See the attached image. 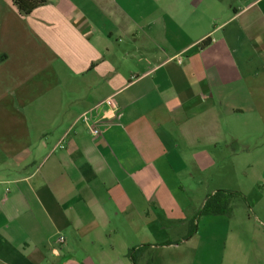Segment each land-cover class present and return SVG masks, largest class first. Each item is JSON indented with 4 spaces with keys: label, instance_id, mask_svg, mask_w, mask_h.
<instances>
[{
    "label": "crops",
    "instance_id": "crops-1",
    "mask_svg": "<svg viewBox=\"0 0 264 264\" xmlns=\"http://www.w3.org/2000/svg\"><path fill=\"white\" fill-rule=\"evenodd\" d=\"M263 134L264 0H0V264L177 248L147 237Z\"/></svg>",
    "mask_w": 264,
    "mask_h": 264
},
{
    "label": "rangeland",
    "instance_id": "rangeland-1",
    "mask_svg": "<svg viewBox=\"0 0 264 264\" xmlns=\"http://www.w3.org/2000/svg\"><path fill=\"white\" fill-rule=\"evenodd\" d=\"M226 144L228 151L225 144H220L219 152L224 153L218 158L216 177L205 184L206 192L236 190L246 200L232 197L229 214L199 215L197 231L189 240L177 248L143 250L140 254L143 258L139 256L136 263L140 259L138 264H264V134L254 138L227 139ZM231 164L233 167L229 171ZM197 206V202L191 204L185 221H175L167 227L166 233L147 238L181 240L187 233L188 216ZM126 253L117 248V264H133Z\"/></svg>",
    "mask_w": 264,
    "mask_h": 264
},
{
    "label": "trees",
    "instance_id": "trees-1",
    "mask_svg": "<svg viewBox=\"0 0 264 264\" xmlns=\"http://www.w3.org/2000/svg\"><path fill=\"white\" fill-rule=\"evenodd\" d=\"M12 4L17 8L19 13L26 15L30 13L35 7L41 5L45 0H11ZM232 197H242L246 200L245 196L236 190L229 189H217L212 193H208L204 199L201 208L194 214V216L188 222L187 233L184 235V239H188L193 236L197 231V218L199 215H220L229 214V200ZM179 241H166L165 244H170ZM149 246L148 244L140 245L136 248L128 249L126 255L136 264L137 258L143 252V250Z\"/></svg>",
    "mask_w": 264,
    "mask_h": 264
},
{
    "label": "built area",
    "instance_id": "built-area-1",
    "mask_svg": "<svg viewBox=\"0 0 264 264\" xmlns=\"http://www.w3.org/2000/svg\"><path fill=\"white\" fill-rule=\"evenodd\" d=\"M108 102L111 103V104L114 105V106L116 105V103H115V101L113 100L112 97H110V98L108 99ZM81 119L84 120V121H89L88 113H83V114L81 115ZM92 132H93L94 134H96V133L98 132V130L94 128V129L92 130ZM60 147H62V145H60Z\"/></svg>",
    "mask_w": 264,
    "mask_h": 264
}]
</instances>
